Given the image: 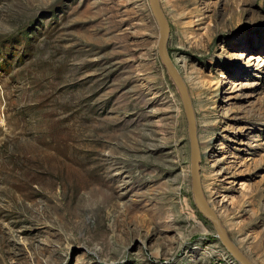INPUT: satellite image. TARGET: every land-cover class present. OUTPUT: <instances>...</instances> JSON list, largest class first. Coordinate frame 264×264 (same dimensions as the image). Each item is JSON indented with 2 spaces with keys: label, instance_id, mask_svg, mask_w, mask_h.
Masks as SVG:
<instances>
[{
  "label": "rangeland",
  "instance_id": "1",
  "mask_svg": "<svg viewBox=\"0 0 264 264\" xmlns=\"http://www.w3.org/2000/svg\"><path fill=\"white\" fill-rule=\"evenodd\" d=\"M205 198L264 264V0H159ZM149 0H0V264H240L193 193Z\"/></svg>",
  "mask_w": 264,
  "mask_h": 264
},
{
  "label": "water",
  "instance_id": "2",
  "mask_svg": "<svg viewBox=\"0 0 264 264\" xmlns=\"http://www.w3.org/2000/svg\"><path fill=\"white\" fill-rule=\"evenodd\" d=\"M155 19L159 25L160 29V39H159V54L160 57L169 73V75L174 80L177 88L179 89L184 108L187 114V120L189 125V133L191 140V163H192V183H193V193L195 195V201L198 208L202 213L207 216L213 223L217 237L227 249V251L240 263V264H253L231 241L227 231L223 227L218 215L208 204L201 183V169H200V147L197 137L195 113L193 105L181 74L177 70L173 60L170 57L168 51V24L165 15L162 11L159 0H149Z\"/></svg>",
  "mask_w": 264,
  "mask_h": 264
}]
</instances>
